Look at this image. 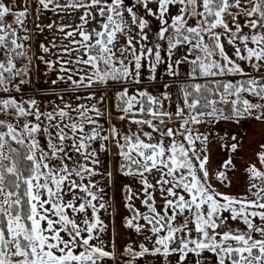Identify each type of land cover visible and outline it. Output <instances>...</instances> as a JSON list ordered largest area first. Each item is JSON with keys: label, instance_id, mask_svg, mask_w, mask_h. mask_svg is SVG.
Here are the masks:
<instances>
[{"label": "snow or ice", "instance_id": "1", "mask_svg": "<svg viewBox=\"0 0 264 264\" xmlns=\"http://www.w3.org/2000/svg\"><path fill=\"white\" fill-rule=\"evenodd\" d=\"M45 11L61 23L36 32L67 43L30 55ZM34 60L56 75L46 89ZM48 93L60 103L43 107ZM248 120L264 124V0H0V264L115 261L101 212L116 174L140 186L123 185L122 223L147 241L122 264H264V143L238 168L242 133L211 130ZM215 144L228 155L212 168ZM112 149L115 173L101 170Z\"/></svg>", "mask_w": 264, "mask_h": 264}, {"label": "rangeland", "instance_id": "2", "mask_svg": "<svg viewBox=\"0 0 264 264\" xmlns=\"http://www.w3.org/2000/svg\"><path fill=\"white\" fill-rule=\"evenodd\" d=\"M65 17L64 22H68L69 20L72 23H77V15L76 13L71 14V16H68L66 14H61ZM39 22L41 25H47L50 22H55V24H59L61 23V19L60 16L52 13V12H47L45 11V13L39 17V19L37 20V17L35 15V13L32 14V16L30 17L29 20V27H31L33 29V40H32V49L30 50V55L32 54V52L35 51H39L38 49V45L40 43H45L48 44V42L50 40H52L53 38H55L56 43L60 44V43H67V41H63L61 38L63 37V33L59 32L58 29L54 26L51 30H49L47 27L44 28V32L43 33H38L36 32V23ZM158 29V22H156L155 20H153L152 22V28L151 30H146L149 31V36L150 38H152L154 40V36H153V32L155 30ZM49 47H51V45H48ZM54 52L59 51V49H53ZM230 51V49H229ZM162 55H165V53L162 51ZM45 58L48 59L49 56L46 54ZM51 59L55 60L56 56L52 55L50 57ZM65 59H67L68 57L65 56ZM35 64H39V73H34V76L36 78L37 81V87L40 88H48V84L45 83V80H47L49 83L52 79L56 78L55 73L53 72H48L47 76H44L43 73L46 71L45 65L43 63H40L39 61H35ZM157 77L160 81V84L162 85L165 81L169 80L170 77L167 76L166 73V68L165 65H161L158 69H157ZM59 87H64V85H60ZM150 91H152L153 89L150 88ZM162 90V89H161ZM174 91V89H173ZM38 98L41 100V104L43 107H46L48 105V101L52 100L55 101L57 104L60 103V101L57 99L56 95L48 93V94H38ZM68 96L67 94L65 95V99H67ZM73 103L75 104V101L73 100ZM109 103H111L109 101ZM174 107V105H173ZM107 118H105L106 120ZM249 122L251 120H248ZM254 121V120H252ZM102 123H104V127L107 128L108 127V123L104 122V120H102ZM111 123L116 124L118 127L123 128L125 131H127V128L125 127V122L120 121L118 119V113L113 109L112 110V119H111ZM216 127H218V124L213 126V128H211V130L213 131V133L216 134H220V131L223 132L224 129H218L216 130ZM133 128H135V125H133ZM148 130V129H145ZM200 130L201 132L205 131L204 126H200ZM220 130V131H219ZM255 134V133H254ZM256 142V141H255ZM254 142V144H256ZM255 147V145H254ZM114 149H112V153H101L100 159L102 161V166H101V170H108L111 169L113 170V172L115 173V168H116V157L114 156ZM105 155V157H104ZM151 179V177H150ZM116 180L117 183H113L111 187L107 186V182H105L104 186H105V200L110 201L112 203V208L115 209V211L113 212L111 209L109 210V212H104L102 210L101 212V216L102 219L105 220V222L108 224V231L103 235V239H105V241L109 242V244L111 243L112 239H115V244H116V250H120L123 249L124 246L128 245V244H133L134 242L136 244L138 243H147V241L144 240V237L141 235L136 234L134 231L129 230L125 227V225L122 223L124 217H127L130 215V213L128 212V210L125 208V199L124 196L122 195V188L124 184H132L134 191L139 189V185L134 183L133 181L129 180L127 177H122L119 176L118 174H116ZM154 182V181H153ZM156 197H157V207L159 208V206L163 203V201L160 199V194L159 192L156 193ZM135 206L137 208L140 209V211H146V209L141 205V202L139 199H136L134 201ZM111 212V215L109 214ZM112 217H114V222ZM141 223H143V221H141ZM118 250V251H119ZM118 259H116L115 261H106V264H116V262Z\"/></svg>", "mask_w": 264, "mask_h": 264}, {"label": "crops", "instance_id": "3", "mask_svg": "<svg viewBox=\"0 0 264 264\" xmlns=\"http://www.w3.org/2000/svg\"><path fill=\"white\" fill-rule=\"evenodd\" d=\"M213 128V127H212ZM224 129L223 132L220 130V135H223L225 131L230 134L242 133L244 139V148L241 150V155L237 159V167L239 168L245 161L255 160V152L258 150L259 144L264 143V124H261L257 121H241L239 126L230 124V123H220L216 130ZM255 133V134H254ZM256 141V142H255ZM254 142L256 144H254ZM255 145V147H254ZM227 153L219 148L218 144H215L212 149V168L219 167L220 163L227 158ZM242 171V170H241ZM241 184V173L237 172L234 180L233 187L230 189L233 193L242 192V187H237V185ZM221 191H225V189H220ZM125 247V246H124ZM123 249L116 250L118 259L116 264H122V261L125 259L121 256V253L124 251ZM142 264H156L155 261H143Z\"/></svg>", "mask_w": 264, "mask_h": 264}, {"label": "flooded vegetation", "instance_id": "4", "mask_svg": "<svg viewBox=\"0 0 264 264\" xmlns=\"http://www.w3.org/2000/svg\"><path fill=\"white\" fill-rule=\"evenodd\" d=\"M104 157H105V155H104Z\"/></svg>", "mask_w": 264, "mask_h": 264}]
</instances>
